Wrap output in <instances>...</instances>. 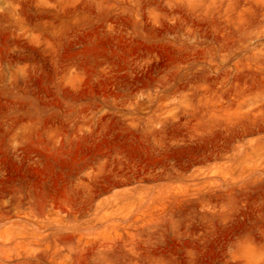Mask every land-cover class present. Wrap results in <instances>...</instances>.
Returning a JSON list of instances; mask_svg holds the SVG:
<instances>
[{"label": "rangeland", "instance_id": "1", "mask_svg": "<svg viewBox=\"0 0 264 264\" xmlns=\"http://www.w3.org/2000/svg\"><path fill=\"white\" fill-rule=\"evenodd\" d=\"M0 264H264V0H0Z\"/></svg>", "mask_w": 264, "mask_h": 264}]
</instances>
